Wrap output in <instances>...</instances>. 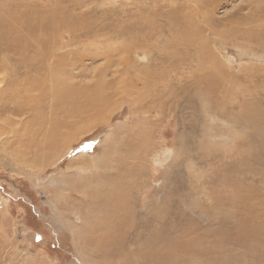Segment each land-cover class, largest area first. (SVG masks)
Masks as SVG:
<instances>
[{
	"label": "rangeland",
	"instance_id": "374dc122",
	"mask_svg": "<svg viewBox=\"0 0 264 264\" xmlns=\"http://www.w3.org/2000/svg\"><path fill=\"white\" fill-rule=\"evenodd\" d=\"M164 1L0 0V63L10 68L8 57L12 65V74L0 65L10 90L0 100L15 84L46 82L40 99L31 95V109L7 101L0 114L1 126L23 133L18 139L10 132L0 145V264H264V22L238 19L250 12L246 4L264 0L209 5L216 33L201 27L196 45L200 30L187 31L188 20L200 25L196 0L191 7ZM51 51L65 61L58 68L67 60L85 64L68 76L49 74L61 87L70 84L61 102L41 63ZM110 54L129 56L131 75L149 71V86L137 83L139 94L146 92L138 104L123 94L102 104L99 97L116 85L108 75L97 93L94 75ZM25 65H33L29 75ZM91 90L97 94L88 99ZM58 130L67 135L43 155L37 141L43 136L50 145ZM103 174L128 185L137 215L114 213L103 198L110 197ZM99 224L107 231L103 246L101 235L96 243L90 233Z\"/></svg>",
	"mask_w": 264,
	"mask_h": 264
},
{
	"label": "bare ground",
	"instance_id": "6f19581e",
	"mask_svg": "<svg viewBox=\"0 0 264 264\" xmlns=\"http://www.w3.org/2000/svg\"><path fill=\"white\" fill-rule=\"evenodd\" d=\"M162 2H164L165 3V1L164 0H161ZM168 1V0H167ZM178 1V0H177ZM176 1V2H177ZM192 1L193 0H185V2H187V5L188 6H192ZM221 1H226V0H196L195 1V5H193L192 6V8L195 10V19L194 20H197V22L198 23H200V25H196V24H194L193 22H190V20H188V26H187V31H188V33H191L194 29H195V32H197V34H198V31L200 30V32H199V34H198V36L199 37H195V38H193L194 40H195V45L197 44V40L198 39H201V38H204L203 37V33L201 32V31H204V30H201V27H204V28H206L205 30H207L209 33H211V34H215L216 33V31L213 29V27H212V25L211 24H208L209 23V21L211 20V9H209V5H211V6H214V5H217V3H221ZM170 3L171 4H173V3H175V1L174 0H170ZM179 3V2H178ZM182 3V2H181ZM184 3V2H183ZM255 4L254 5H252L251 3V5L250 4H246L245 6H247V7H249V13L248 14H246V15H242V16H238L239 18V21H248L249 23H252V22H264V2H261V1H256V2H254ZM4 4V3H3ZM77 5H79L80 3H76ZM194 4V3H193ZM80 5H82V4H80ZM182 5H184L185 6V8H186V5L185 4H182ZM243 5V4H242ZM3 6V5H2ZM84 6V5H83ZM164 5H162V7H163ZM184 6H183V8H184ZM187 6V7H188ZM7 7V6H6ZM26 7V6H25ZM165 7V6H164ZM163 7V8H164ZM168 7H170V6H168ZM162 8V9H163ZM196 8H199L200 10H201V8H203V10L204 11H207V12H196ZM162 9H158V10H156V11H160V10H162ZM186 9H188V8H186ZM171 10H172V15L175 17V19L177 20L178 18H177V16H176V11H175V9L174 8H171ZM238 11H240V10H238V9H236L234 12H232V13H230L229 14V18L228 19H231V18H234V19H236V15L238 14ZM161 12V11H160ZM186 12V11H185ZM189 12H190V9H189ZM156 13V12H155ZM187 13V12H186ZM160 13H158V15H159ZM151 15V14H150ZM187 16H188V18H189V14H186ZM171 16V15H170ZM161 17V16H160ZM169 17V16H168ZM4 19V18H3ZM152 19V18H151ZM167 20V19H166ZM179 20V19H178ZM180 21V20H179ZM211 22V21H210ZM151 23V22H150ZM167 23V22H166ZM1 24V23H0ZM149 24V23H148ZM155 24V23H154ZM180 24H183L181 21H180ZM27 25V24H26ZM151 25V24H150ZM185 26V25H184ZM141 27V26H140ZM139 27V28H140ZM148 27H149V25H148ZM151 27V26H150ZM244 27V26H243ZM142 28V27H141ZM156 28V27H155ZM154 28V29H155ZM203 28V29H204ZM240 28V27H239ZM32 29V28H31ZM162 29V28H161ZM178 29H180V27L178 28ZM182 29V28H181ZM199 29V30H198ZM237 29V28H236ZM243 29V28H242ZM42 30V29H41ZM143 30V29H142ZM235 30V29H234ZM238 30V29H237ZM240 30V29H239ZM2 31H3V29L1 30V27H0V37H1V34H2ZM119 31V30H118ZM181 31V30H180ZM236 31V30H235ZM241 31H243V30H241ZM253 31V30H252ZM148 32V31H147ZM173 32V31H172ZM232 32V31H231ZM234 32V31H233ZM94 33V32H93ZM97 33V32H96ZM123 33V32H122ZM137 33V32H136ZM230 33V32H229ZM240 33V32H239ZM244 32H242V34H243ZM175 35V34H174ZM178 36V35H177ZM150 37V36H149ZM182 38V37H181ZM186 38V37H185ZM75 39V38H74ZM132 41V40H131ZM5 39H1L0 38V45H2V44H5ZM63 42V41H62ZM182 42V41H181ZM176 43V42H175ZM178 43V42H177ZM192 45V44H191ZM193 45H194V43H193ZM192 45V46H193ZM7 46H9V45H7ZM63 46H64V44H63ZM61 47V46H60ZM65 47V46H64ZM131 47V46H130ZM195 47V46H194ZM6 48V50H8V48L7 47H5ZM134 48V47H133ZM138 48V47H137ZM140 48V47H139ZM167 48V47H166ZM0 49H4L3 47H0ZM116 49V48H115ZM10 50V49H9ZM51 50V49H50ZM114 50V49H113ZM132 50V49H131ZM92 51V50H91ZM95 51V50H94ZM125 51V50H124ZM133 51V50H132ZM90 52V51H89ZM103 52V51H102ZM112 52V51H111ZM134 52V51H133ZM148 52V51H147ZM146 52V53H147ZM0 53H2L1 51H0ZM132 53V52H131ZM137 53V52H136ZM145 53V54H146ZM4 55H5V53H3ZM65 54V53H64ZM92 54V53H91ZM91 54H89V55H91ZM98 54V53H97ZM108 54V53H107ZM148 54V53H147ZM7 55V54H6ZM44 55V54H43ZM138 55V54H137ZM41 56V55H40ZM45 56V62H43V60H41V63L43 64V66H44V69H45V71H48V76H46L47 77V80L49 81V83H48V81H47V83H48V86H47V88L49 87L50 88V93L52 94L53 93V85H54V83H56L57 84V87H56V89L54 90V94H53V100H54V102H56V100H58V101H63V99H62V95H63V93H66L65 91L66 90H70V84L69 85H67V86H64V87H61L60 85H58L59 83H61V81L56 77V78H53V76L52 75H49L50 73H52V72H62L63 74H66V76H68V73L70 74V72L71 71H73L75 68H77V66H84L85 64H82V62H79V63H77V62H72V61H69V60H67L68 62V64L64 67V68H58L59 67V65L62 63H65V61L64 62H61L60 61V59L58 60V55L56 54H54V51H51V52H49L48 54H46V55H44ZM99 56H101L100 54H98V56L97 57H99ZM105 56V55H104ZM103 56V57H104ZM107 56V55H106ZM114 55H112V54H110V56L108 55V57L107 58H105V60H106V67H104L103 69H101L100 71H98L94 76L96 77V79H95V82L94 83H96V85H98V87H96V90H98V92L97 93H100L101 91H105V90H103L104 88V85H106V78L108 77V75H111V78H112V80H109V81H111L110 82V84L112 85V83H114V85H116V90L115 89H113V90H115V91H113V92H105V93H103L104 95H101L99 98H101V99H103V101H105V102H103L102 104H105V103H108L109 101H110V99L111 98H113V96H117V95H127V96H129V98L130 97H132V98H130L131 99V101H132V103L133 104H138L139 102H141V101H139V99L140 98H146V92L144 91V93L142 94V93H140L139 94V91L137 90V83L138 82H142V84L143 85H148V79H150L149 78V71L148 72H139V71H137V70H135V71H133V72H137V74H130L131 73V71H130V67L133 65V64H129V61H128V57L126 56V54H124V55H122V56H119V58L118 59H114V57H113ZM37 57H38V55H37ZM43 57V56H42ZM62 59H64L65 60V56L64 55H61L60 56ZM116 57V56H115ZM100 58H102V57H100ZM131 58V57H130ZM4 59V58H3ZM43 59V58H42ZM97 59V58H96ZM95 59V60H96ZM6 60H7V66H10V68H8V67H6V65H5V63H4V61L3 60H1V63H0V65H1V68H3V70H6V72H7V68L8 69H10L11 70V74H12V65H11V59L9 60V58L8 57H6ZM23 60H24V58H23ZM143 60V59H142ZM144 60H146V59H144ZM35 61V58L33 57V62ZM40 61V60H39ZM23 62V61H22ZM131 63V62H130ZM22 64V63H21ZM31 64V63H30ZM35 65H36V63H35ZM33 66V65H32ZM32 66H29V65H25V68H27V69H25L24 71H25V74L27 73V75H29V72L31 73L32 71L30 70L29 71V69H31L32 68ZM174 66V65H173ZM172 66V67H173ZM114 67V68H113ZM144 67V66H143ZM133 69H136V67H132ZM138 68V67H137ZM43 69V70H44ZM142 69H145V68H142ZM32 70H34V71H36V72H38V74H40L41 73V71H40V69H38V68H33ZM42 70V69H41ZM138 70H140V69H138ZM94 71L95 70H89L87 73H88V75L89 74H92V73H94ZM142 71V70H141ZM145 71H147V69L145 70ZM15 72V71H14ZM87 73H82L81 74V76H84V77H86V74ZM140 74V75H139ZM154 74H156V73H154ZM9 75V74H8ZM26 75V76H27ZM38 76V75H37ZM153 76V75H152ZM9 77V76H8ZM45 77V78H46ZM94 77V78H95ZM67 78V77H66ZM8 79V78H7ZM167 79V78H166ZM44 80V79H43ZM40 81V80H39ZM164 81V80H163ZM167 81H169V80H167ZM8 83V81L6 80V78H5V73H4V75H2V76H0V96L2 95V91L4 90V88H7L6 87V84ZM30 83H33V82H30ZM46 83V82H45ZM45 83H42V85H40L39 83H37V82H35L33 85H34V87L35 88H33V86H32V88H31V86H29V85H27V86H25L23 89H20L22 86H20L19 84H15L16 86L14 87V89L12 90V92H11V94H10V96L8 95L7 97H4V100L2 99V100H0L1 102H0V114L4 111V109H5V107L6 106H4V105H6V103L5 102H7L8 101V103H10L11 102V104L10 105H12V107H13V104H14V101H17L18 102V106H22L24 109H26L27 110V108H29V109H31L32 107L30 106V105H32V104H34L33 103V101H34V97L36 98V100L39 98V91H40V88H41V90L43 91V88H45ZM169 83V82H168ZM160 84V83H159ZM109 85V84H108ZM142 85V86H143ZM161 85V84H160ZM164 85V84H163ZM168 85V84H167ZM110 86V85H109ZM149 86V85H148ZM147 86V87H148ZM26 88H31L30 89V91L32 92V93H30L29 94V96H28V99H26V98H24L23 96H22V94H21V92L24 90V89H26ZM144 88V87H143ZM142 88V89H143ZM8 89V88H7ZM90 89V88H89ZM140 89V88H139ZM150 89V88H149ZM151 89H152V91H156L155 90V88L154 87H151ZM150 89V90H151ZM164 89V88H163ZM6 90V89H5ZM4 90V91H5ZM9 90V89H8ZM141 90V89H140ZM162 90V89H161ZM161 90H159V89H157V93H159L160 95H161V101H164V97H163V95H166L163 91H161ZM10 91V90H9ZM8 91V92H9ZM143 91V90H142ZM178 91V90H177ZM24 92L25 93H27V90H24ZM34 92H37L36 94H34L35 96L34 97H31V95L34 93ZM47 92V91H46ZM76 92V91H75ZM148 92V91H147ZM180 92V91H179ZM7 93V92H6ZM5 93V94H6ZM97 93H93V91L91 90V91H89L88 92V94H86L87 96H86V98H88V99H90V98H93ZM149 93H151V92H149ZM154 93V92H153ZM8 94V93H7ZM156 94V93H155ZM155 94H153V95H155ZM45 95V94H44ZM49 95V94H48ZM47 95V96H48ZM66 95V94H65ZM150 95V94H149ZM149 95H147V99H149L148 97H149ZM157 95V94H156ZM169 95H171V94H169ZM98 96V95H97ZM3 97V96H2ZM151 98H152V94H151V96H150ZM168 97V96H167ZM58 98V99H57ZM159 98V97H158ZM40 99V98H39ZM50 99H52V97L50 98ZM62 99V100H61ZM125 99V98H124ZM153 99V98H152ZM155 99H157V98H155ZM35 100V101H36ZM42 100V99H41ZM47 100V99H46ZM71 100H73V99H71ZM113 100V99H112ZM123 100V99H122ZM38 101H40V100H38ZM91 101V100H90ZM94 101V100H93ZM115 101V100H114ZM125 101V100H124ZM150 101H152V100H149V107H148V112L150 111ZM154 101V100H153ZM42 102V101H41ZM95 102V101H94ZM99 102H100V99H99ZM148 102V101H147ZM52 104H53V102H52ZM159 104H161V103H159ZM38 106H41L40 104L38 105ZM97 106H99V104H97V102H95V104H94V106H91V107H94V109H96V107ZM152 109V108H151ZM12 110H14V109H12ZM40 110V109H39ZM38 110V111H39ZM136 110V109H135ZM134 110V111H135ZM15 111V113H17V114H21V112H19L20 110H14ZM31 111V110H30ZM35 111V110H34ZM137 111V110H136ZM163 111V110H162ZM249 111V110H248ZM16 122V121H15ZM48 122V121H47ZM46 122V123H47ZM49 123H51V122H49ZM18 124H20L19 123V121H18ZM44 125V124H43ZM45 125H47V124H45ZM51 125V124H50ZM55 125H59L58 123H56ZM15 126V125H14ZM14 126L13 127H11L10 129V132H11V137L12 138H14L15 137V134H16V136L18 135V132H17V129H15L14 128ZM54 126V125H53ZM43 127V126H42ZM46 127H48V126H46ZM52 127V126H51ZM56 127V126H55ZM59 127H63V123H61L60 125H59ZM0 128L1 129H3L4 131L1 133L2 135H3V137H0V145H1V147L2 146H5L6 145V142L7 141H5L6 139V137H7V135L10 133L9 132V130H7L5 127H3V126H1L0 125ZM17 128V127H16ZM48 128H50V127H48ZM20 129V128H19ZM30 129V128H29ZM63 129V128H62ZM36 130H37V128H36ZM30 131H31V129H30ZM33 131V130H32ZM43 131V130H42ZM41 131V132H42ZM50 131V130H49ZM58 131H60V130H58ZM17 132V133H16ZM37 132V131H36ZM57 132V131H56ZM6 133V134H5ZM31 133V132H30ZM35 133V132H34ZM49 133V132H48ZM39 134V133H38ZM37 134V135H38ZM45 135H47V132L45 133ZM49 135V134H48ZM65 135H67V132L66 131H60L59 133H55L54 132V135H52L51 136V138H54L53 139V142L50 144V145H47V143H45L46 141H48V140H43V136L39 139V141H37V144L39 145H37V144H35V146H38L39 148H38V150H41L42 151V154L43 155H47L46 153H47V151H50L51 149H53L55 146H56V144H57V142H58V140L60 139V138H62L63 136H65ZM111 135V134H110ZM1 136V135H0ZM20 136H23V133L20 135ZM20 136H17L18 137V139H19V137ZM26 136V135H25ZM24 136V137H25ZM40 136V135H39ZM50 137V136H49ZM45 139V138H44ZM12 140V139H11ZM50 141V140H49ZM9 142H11V141H9ZM9 144V143H8ZM49 144V143H48ZM3 148V147H2ZM27 148H32V147H27ZM4 149H5V147H4ZM38 150H34V153H36ZM36 151V152H35ZM142 152H143V150H142ZM15 154V153H14ZM37 155H38V153H36ZM100 159V158H99ZM99 159H97L95 162H96V170L98 169V161H99ZM95 176V175H94ZM114 177V176H113ZM103 178H104V184H105V186L107 185V186H109V190H110V192H108V195L110 196H108L109 198H107V194H105V195H103V198H104V200L106 201V203H108L109 205H111L113 208H114V213L115 214H121V212H120V210H118V209H123L124 211H126V213L128 214V211H129V213L131 214V215H133V214H136L135 213V211L132 209V206H131V203H130V200H128V196H127V192H126V190H125V183H124V181H123V179L122 178H119V179H117V181H112L111 182V179H109V178H107L104 174H103ZM97 179H99V177L97 178ZM127 184H129L130 185V182H127ZM126 186H128V185H126ZM129 191V190H128ZM96 197H98L97 199H99V196H97V195H95ZM101 197V196H100ZM106 198L107 199H109L110 200V202L108 201V200H106ZM90 199V198H89ZM95 203V202H94ZM121 204H124L125 206H122ZM108 205V206H109ZM118 210V211H117ZM104 211V210H103ZM139 211V210H138ZM103 214V213H102ZM113 214V213H112ZM112 214L110 215V216H112ZM130 214H128V216H131ZM151 214V213H150ZM109 215V214H108ZM137 215V214H136ZM149 215V214H148ZM154 215V214H153ZM129 218H131V217H129ZM152 218V217H151ZM150 219V218H149ZM112 220V219H111ZM132 220V219H131ZM137 220V219H136ZM141 220V219H140ZM152 220V219H151ZM112 221H115V219H113ZM117 221H120V220H117ZM129 221V220H128ZM131 222V221H130ZM100 223V222H99ZM108 223H110V221L108 222ZM111 223H114V222H111ZM151 223V222H150ZM148 224V223H147ZM109 225V224H108ZM107 224H106V226H108ZM141 225H142V223H141ZM98 226H100V224L98 225ZM137 226H138V224H137ZM150 226V225H149ZM111 227H112V225H111ZM124 227V226H123ZM133 227V226H132ZM129 228V227H128ZM127 228V229H128ZM139 228V227H138ZM97 229V228H96ZM99 230V229H98ZM126 231V230H125ZM92 232V233H91ZM103 228L100 226V231H97V230H93V231H90V233L91 234H94V233H96L97 235H98V238L96 239V243H99V241H100V235H101V243L102 244H99L100 246H103L104 244H106V242H108L107 241V239H106V237L104 236V234H103ZM106 232V234H107V231H105ZM104 232V233H105ZM91 234L88 236V238H86L85 240L87 241V242H89L90 241V238L89 237H91ZM110 237V236H109ZM158 240V239H157ZM93 241V240H92ZM111 241V240H110ZM163 242V241H162ZM108 246V245H107ZM166 251V250H165ZM165 253V252H164ZM160 255V254H159ZM165 257V256H164ZM171 263V262H170ZM159 264V263H158ZM165 264V263H164Z\"/></svg>",
	"mask_w": 264,
	"mask_h": 264
}]
</instances>
